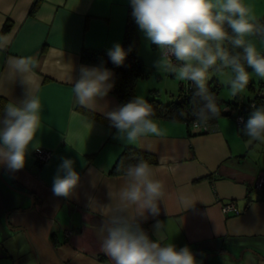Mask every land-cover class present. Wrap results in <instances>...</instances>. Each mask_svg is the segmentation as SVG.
Segmentation results:
<instances>
[{
	"label": "crops",
	"instance_id": "obj_1",
	"mask_svg": "<svg viewBox=\"0 0 264 264\" xmlns=\"http://www.w3.org/2000/svg\"><path fill=\"white\" fill-rule=\"evenodd\" d=\"M128 1L0 0V119L9 103L19 104L29 91L42 105L37 147H30L25 167L12 171L0 164V240L21 244L24 233L37 264H112L101 250L99 229L108 220L101 213L119 203L128 165L119 172L111 168L120 151L133 146L152 154L149 164L166 187L159 215L139 218L151 240L159 238V222L163 243L188 246L198 264L264 262V190L253 188L256 175L264 172V149L239 136L236 108L228 117L211 119L208 131L155 116L163 135L129 143L117 138L107 117L123 105L113 87L90 107L77 102L73 84L82 67L114 73L83 60L82 53L121 45ZM245 4L264 23V0ZM246 39L264 55V41ZM17 57L36 66L25 76L15 72L9 62ZM34 148L50 150L49 157L36 161ZM63 159H71L80 175L69 197L52 192ZM181 196L191 204L187 209ZM230 200L237 212L222 211Z\"/></svg>",
	"mask_w": 264,
	"mask_h": 264
},
{
	"label": "clouds",
	"instance_id": "obj_2",
	"mask_svg": "<svg viewBox=\"0 0 264 264\" xmlns=\"http://www.w3.org/2000/svg\"><path fill=\"white\" fill-rule=\"evenodd\" d=\"M130 5L139 30L158 46L161 58L155 66L196 86L195 95L203 101L199 107L194 102L191 115L197 120L207 123L220 116L215 96L207 86L214 72L231 71L228 84L232 96L245 91L252 73L264 79V55L251 39H246L256 37L264 41V23L245 0H130ZM226 44L242 51H229ZM108 55L113 64L122 66L128 53L117 43ZM172 57L181 62L179 66L172 64ZM35 66V62L20 57L9 62L10 69L24 76ZM113 76L108 68L82 67L80 79L73 84L77 102L90 107L98 97L106 96L113 87L109 82ZM41 111L39 97L30 91L19 104L9 103L5 107L0 119V164L9 170L23 169L30 147H37L34 141L41 128ZM107 117L117 129V138L124 142H135L150 134L163 135L154 119L155 110L143 97L108 112ZM244 134L250 141L264 144V107L252 112ZM73 163L63 159L59 165L52 185L54 195L69 197L78 186L80 175ZM161 165L165 166L163 160ZM168 170L175 172L176 166ZM125 180L118 205L104 206L101 213L108 215L99 229L103 236L101 250L112 264H198L188 246L177 249L172 243H163L159 222V238L155 241L139 224V218L147 219L146 213L159 215L160 202L166 196L165 184L155 178L152 166L143 158L138 159L127 166ZM179 199L186 209L191 206L186 197Z\"/></svg>",
	"mask_w": 264,
	"mask_h": 264
},
{
	"label": "trees",
	"instance_id": "obj_3",
	"mask_svg": "<svg viewBox=\"0 0 264 264\" xmlns=\"http://www.w3.org/2000/svg\"><path fill=\"white\" fill-rule=\"evenodd\" d=\"M131 12L132 8L129 0L121 42V46L128 53V55L126 56L122 66H116L112 63L108 55L109 51L85 49L82 53L83 60L110 67L114 70L115 76L113 90L123 105L137 98L134 93V84L136 79L144 74L142 60L137 55L135 49L138 42V32L137 24L135 23ZM225 46L229 49V51H242L241 49L233 50L230 44H226ZM129 49L131 50L129 51ZM190 82L191 81H189L187 85L180 84L179 91L181 94H177L169 100L161 101L152 97L155 95L153 89H150L149 94H151V96L145 97L144 99L152 105L155 110L156 117L182 119L189 124L191 119H195V117L191 115L194 102L196 107H199V105L203 103L200 97L195 95L197 89H192ZM250 83L251 82H249L247 86L251 87ZM207 86L209 91L215 96L217 105L221 111L220 114H230L235 108L236 111L234 119L235 115L241 114L242 120L237 123L238 134L241 138H247L244 134V129L248 119L256 108L264 107V81H258L255 87L252 86V94L243 102L239 103H237L234 99L222 100L218 98L216 95L217 82L211 85L208 81ZM181 113H184V115H181ZM140 158H143L148 163L154 161L150 152L133 146H125L114 160L111 171L119 172L123 169V167L136 163Z\"/></svg>",
	"mask_w": 264,
	"mask_h": 264
},
{
	"label": "rangeland",
	"instance_id": "obj_4",
	"mask_svg": "<svg viewBox=\"0 0 264 264\" xmlns=\"http://www.w3.org/2000/svg\"><path fill=\"white\" fill-rule=\"evenodd\" d=\"M138 42L136 45V53L141 58L144 74L143 76L136 79L134 84V93L136 97H150L151 94H147L148 89H153L155 97L161 101L169 100L175 97L177 94H181L179 91V85H187L189 81H182L170 71L163 72L159 70L155 63L160 60V51L158 46L152 44L144 34L138 28ZM180 61L176 60L174 66H179ZM247 71L252 73L251 68H247ZM232 73L229 69H225L223 72H214L209 79V84L213 85L217 82L216 95L222 100H236L237 103L243 102L247 97L252 94V86L255 87L258 81H264V79L259 78L255 73L251 74V87L247 86L245 91L237 96H232L230 91V86L228 84L229 79L231 78ZM192 89H196V86L190 82ZM157 93V94H156ZM230 114H222L221 117H228L234 113L232 110ZM250 140L249 137H247ZM264 149V144H261ZM14 238V236L9 235ZM24 240L22 238L21 244H16L15 242H10L9 237H3L0 240V264H37V259L33 250L31 249L30 244L27 241L25 234L23 233ZM31 250V253L29 251ZM241 264H257V262H243ZM264 264V262H259Z\"/></svg>",
	"mask_w": 264,
	"mask_h": 264
},
{
	"label": "built area",
	"instance_id": "obj_5",
	"mask_svg": "<svg viewBox=\"0 0 264 264\" xmlns=\"http://www.w3.org/2000/svg\"><path fill=\"white\" fill-rule=\"evenodd\" d=\"M172 59H173L172 64H175L176 63L175 58L172 57ZM241 120H242L241 114L235 115V121L237 123L241 122ZM189 124L191 128H193V130L195 131H208V129L210 128V120L207 123H203L195 118V119H191ZM49 155H50V150L48 149L38 148L37 150V148H34L32 150V156L38 162L46 160L49 157ZM253 188L257 191L264 190V172L261 171L256 175L253 181ZM221 209L224 212L228 210L237 212V208L235 207L234 203L231 200L223 203Z\"/></svg>",
	"mask_w": 264,
	"mask_h": 264
}]
</instances>
